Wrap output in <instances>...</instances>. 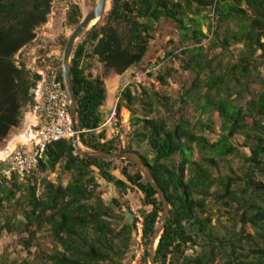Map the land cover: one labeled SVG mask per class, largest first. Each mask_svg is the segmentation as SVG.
<instances>
[{
    "label": "trees",
    "instance_id": "1",
    "mask_svg": "<svg viewBox=\"0 0 264 264\" xmlns=\"http://www.w3.org/2000/svg\"><path fill=\"white\" fill-rule=\"evenodd\" d=\"M0 7H6L0 11L1 92L15 91L28 103L34 84L24 70L14 69L19 81L15 84L7 59L34 40L33 31L46 23L51 0H9ZM29 7L33 11H17ZM22 15L29 18L21 20ZM82 19L80 6L71 3L66 26L77 28ZM107 19L124 23L125 34L104 23L103 16L82 37L71 59L79 141L92 152L131 153L150 169L169 205L155 263L264 264V77L259 72L264 64V0H112ZM12 20L23 25L22 32L7 28ZM163 21L176 24L179 33L177 42H169L171 48L163 62L178 60L181 70L193 79L181 83L179 95L146 88L133 94L131 85L126 86L116 112L118 115L124 108L131 114L132 133L122 147L118 137L109 138L103 129L108 90L105 76L97 68L103 65L117 76L138 68ZM58 39L65 48L67 39ZM232 47H240L236 56ZM218 50L228 53L231 60L223 65L221 55H214ZM51 63L63 81L62 62L52 57ZM176 74L178 71L165 67L157 80L168 86L169 80L176 81ZM253 85L259 90L251 92ZM19 102L0 98V140L18 124ZM191 104L196 112L222 119L217 142L211 143L198 132L205 125L191 123L187 117ZM207 128L212 131V124ZM234 137L243 138L241 148L249 156L240 153L232 142ZM229 156L243 160L241 175L219 173L220 163ZM59 166L72 173L65 187L43 181L38 195L36 177L0 185V218L5 209L24 208L21 221H15V214L3 216L0 237L3 232L19 235L22 248L34 260L32 250L46 227L56 245L53 254L40 252L38 262L21 264L124 263L135 219L129 222L118 212L122 206L116 198L110 205L105 203L97 177L121 195L136 191L142 196V205L148 209L141 212L147 263L163 204L139 167L130 160L82 158L73 140L49 146L39 170L53 173ZM18 193L25 198L22 204L26 208L20 199L15 201ZM210 203L227 212L231 226L223 225L225 232L212 224ZM192 246L198 249L194 255L189 254Z\"/></svg>",
    "mask_w": 264,
    "mask_h": 264
},
{
    "label": "rangeland",
    "instance_id": "2",
    "mask_svg": "<svg viewBox=\"0 0 264 264\" xmlns=\"http://www.w3.org/2000/svg\"><path fill=\"white\" fill-rule=\"evenodd\" d=\"M97 1L98 0H95V2L94 0H51L50 13L46 18V23L37 30V39L21 55H17L14 60L17 66H19L20 63V67L25 69L29 80L33 78L36 72L43 65L51 63L52 57L63 62V55L66 47L64 48L58 38L65 37L68 41L69 37L76 29L68 28L65 23L69 5L71 3L78 4L81 8L84 19L85 16L96 7ZM111 8L112 0H107L104 23H107L112 28L117 29L120 34L124 35L127 31L124 23L114 22L107 19ZM212 16L213 15H211V17ZM203 32L206 33V28H203ZM178 38L179 33L177 25L170 21H163L158 25L154 41L148 46L147 52L142 60V64L138 68L131 69L123 76H117L113 70L105 69L103 65L98 66L97 73H101L105 76V82L108 90L106 105L102 109L104 120L103 129L107 132L109 138L118 137L122 147H125L130 141L132 133V127L130 126L131 114L124 108L121 109L118 115L116 112L118 98L126 86L131 85V91L133 94L139 93L141 88H146L162 93L167 92L179 95L181 83L185 80L189 82L192 81L193 78L181 70V64L178 60H174L173 62H163L166 53L169 52L171 48L169 46V42H177ZM204 45L206 46L207 42H205ZM239 49L240 47H232L230 51L236 56ZM42 51H44V53ZM220 53L221 51L218 50L214 53V55H219ZM220 55V60L223 65L231 60L228 53ZM165 67L173 68L178 71V74L175 75L176 81L169 80L168 86L161 85L157 80V76L160 72L164 71ZM259 72L264 77V64L260 65ZM250 90L251 92H256L259 90V86L253 85ZM250 98L251 97L248 96L247 100ZM19 105L20 109L17 119L18 124L9 129L7 135L0 140V144L8 142L9 140L16 138L19 134H22V132L26 129V126H28L27 131L30 130L31 125L33 124L34 113L31 101L28 103L20 101ZM187 117L193 124L201 123L205 125L202 130L199 128L198 132L205 136L211 143H215L219 140L222 125V119L220 117L196 112L192 104L189 105L187 109ZM210 123L212 124V131L207 128ZM232 142L235 146L237 145L239 147L241 154L249 156L248 150L241 148L243 145L242 137H234ZM140 150L144 151L145 147H141ZM194 159H196V155L194 156ZM227 160V162L220 163L219 173L226 176L231 175L232 171L234 174L237 173L238 175H241L244 164L243 160L236 156H229ZM71 177L72 173L63 172L62 166L57 167L56 171L53 173L49 171L40 172L36 177V184L39 189L37 194L39 195L42 192L43 181L65 187L71 180ZM97 182L100 185L99 191L105 203L110 205L112 203V199L116 198L122 206V209L117 210L127 221H133L135 219V215H141L142 211L148 210L143 207L142 196L136 191L129 192L126 195H121L111 185L105 183L99 177H97ZM20 197L23 196L21 193H18L15 201L20 199V203L22 204L25 198L23 197L21 199ZM23 207H25V205ZM209 207L212 213V224L214 226H216L219 230L222 229L223 225L226 227L231 226L227 212L214 203H210ZM23 209L22 207H17L13 210L5 209L4 215L6 213L10 216L15 214V221L18 222L23 219L21 214ZM4 215L0 218L1 222H4ZM221 231L225 232L224 230ZM134 246L132 238L128 258L123 264H129L130 256L134 253ZM58 249L61 250L60 248ZM55 250L56 245L54 238L47 227L38 234L37 246L32 250L36 255L35 260L33 257H28L27 252H25L22 248L19 235L15 233L9 234L7 232H3L0 237V264H21L25 261L35 263L38 262L40 252L51 255L55 252ZM197 251L198 249L192 246L190 247L189 254L194 255ZM144 253L141 255V259L138 264H149L148 260L147 263L144 261Z\"/></svg>",
    "mask_w": 264,
    "mask_h": 264
},
{
    "label": "built area",
    "instance_id": "3",
    "mask_svg": "<svg viewBox=\"0 0 264 264\" xmlns=\"http://www.w3.org/2000/svg\"><path fill=\"white\" fill-rule=\"evenodd\" d=\"M35 75L38 80L32 88L34 123L30 127L31 136L27 143L17 146L0 160V185L37 177L46 149L55 143L73 140L75 136L70 100L58 68L52 63L45 64ZM132 238L135 246L129 264H138L144 253L141 215H135Z\"/></svg>",
    "mask_w": 264,
    "mask_h": 264
},
{
    "label": "water",
    "instance_id": "4",
    "mask_svg": "<svg viewBox=\"0 0 264 264\" xmlns=\"http://www.w3.org/2000/svg\"><path fill=\"white\" fill-rule=\"evenodd\" d=\"M106 8H107V0L97 1L96 7L85 16V18L82 20L80 25L74 30L73 34L69 37L63 55L62 78L70 100V111H71L74 131H75V136L73 138V145L77 151V154L85 159L104 160V161L130 160L139 167V169L142 171V174L151 183L152 187L157 192L163 204V214L161 217V221L159 226L156 228L154 232L148 252L149 264H156L155 254H156L157 246L160 241V237L163 234L164 228L167 224V220L169 217V205L165 198V195L163 194L162 190L159 188L156 181L154 180L150 172V169L136 155H133L131 153L109 154V153L92 152L84 149L79 141V136L81 134V127L78 117L77 97L71 76V69H70L71 59L78 42L88 31H90L103 18L106 12Z\"/></svg>",
    "mask_w": 264,
    "mask_h": 264
},
{
    "label": "flooded vegetation",
    "instance_id": "5",
    "mask_svg": "<svg viewBox=\"0 0 264 264\" xmlns=\"http://www.w3.org/2000/svg\"><path fill=\"white\" fill-rule=\"evenodd\" d=\"M9 0H0V6L1 5H4L5 3H7ZM3 8H6V7H0V11L1 10H3ZM17 11L19 12V13H23V12H25V11H29V12H31V11H33V8L32 7H29V8H27L26 10H22V9H17ZM29 17L27 16V15H22L21 16V20H25V19H28ZM0 20H1V17H0ZM10 27H15V29L17 30V32H22V30H23V25L22 24H20L18 21H15V20H12V21H10L9 22V24L7 25V28H10ZM41 27V26H40ZM40 27H38V28H36L34 31H33V34L35 35V38H34V40L31 42V43H29V44H27V45H25V46H23L18 52H17V54H15V56L13 57V58H11V59H7V63L9 64V71H10V75H11V77H12V79H13V82L15 83V84H18L19 83V81L16 79V74H15V70L14 69H16V70H20V71H22V70H24V72H26L25 71V69H23V68H21L20 67V63H19V66H17L16 65V63H15V57L17 56V55H21L36 39H37V30L40 28ZM2 70H3V68H2ZM35 77H36V75H34L33 76V78L31 79V80H29V79H27L28 81H30L31 82V84L33 85V84H35V82H36V80H35ZM29 94H30V97H31V101H32V89L30 90V92H29ZM0 98H1V100H9V101H23V99H22V95H18L15 91H12V90H9V91H7V93H2L1 92V88H0Z\"/></svg>",
    "mask_w": 264,
    "mask_h": 264
},
{
    "label": "crops",
    "instance_id": "6",
    "mask_svg": "<svg viewBox=\"0 0 264 264\" xmlns=\"http://www.w3.org/2000/svg\"><path fill=\"white\" fill-rule=\"evenodd\" d=\"M34 123V122H33ZM28 126H26V129L22 132V134H19L16 138H14V139H11V140H9L8 142H5V143H3V144H0V150H2V151H7L6 153H8V152H12V151H9L8 149H9V147H10V145L14 142V144H15V148L17 147V146H19V145H21L22 143H27L28 142V139L30 138V136H31V131L30 130H28L27 131V128ZM20 137H23L24 138V141H19V142H16V139L17 138H20ZM15 140V141H14ZM10 142H12V143H10ZM16 142V143H15ZM9 154V153H8ZM7 155V154H6Z\"/></svg>",
    "mask_w": 264,
    "mask_h": 264
},
{
    "label": "bare ground",
    "instance_id": "7",
    "mask_svg": "<svg viewBox=\"0 0 264 264\" xmlns=\"http://www.w3.org/2000/svg\"><path fill=\"white\" fill-rule=\"evenodd\" d=\"M27 121H29V120H27ZM34 122V121H33ZM31 123V122H30ZM13 138V137H12ZM14 139V138H13ZM15 141V140H14ZM19 141H24V138L23 137H20V138H17L16 139V142H19ZM15 142V143H16ZM10 143H12V142H10ZM14 149H15V144H14V142L10 145V147H9V151H14ZM7 152V151H6ZM5 151H2V150H0V159L1 160H3L6 156H8L9 154H10V152H8V153H6ZM7 154V155H6Z\"/></svg>",
    "mask_w": 264,
    "mask_h": 264
}]
</instances>
